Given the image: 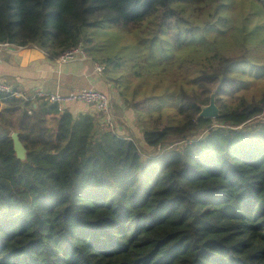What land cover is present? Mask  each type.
Masks as SVG:
<instances>
[{"label":"trees","instance_id":"trees-1","mask_svg":"<svg viewBox=\"0 0 264 264\" xmlns=\"http://www.w3.org/2000/svg\"><path fill=\"white\" fill-rule=\"evenodd\" d=\"M215 1L0 0V45L38 48L51 61L82 45L139 112L152 100L126 77L122 60H146L153 19L168 34L184 22L179 8ZM104 24L133 36L132 55L101 49L94 32ZM174 43L183 38L174 35ZM244 64L222 58L199 71L194 92L179 89L178 120L159 116L142 133L154 149L172 137L188 141L160 156L101 127L95 113L74 117L43 99L0 93V264H264V94L234 107L223 99L238 91ZM130 68L155 75L143 62ZM213 92L219 116L199 117ZM201 129L204 137L189 140ZM14 133L25 159L16 156Z\"/></svg>","mask_w":264,"mask_h":264},{"label":"rangeland","instance_id":"rangeland-1","mask_svg":"<svg viewBox=\"0 0 264 264\" xmlns=\"http://www.w3.org/2000/svg\"><path fill=\"white\" fill-rule=\"evenodd\" d=\"M179 9L182 10L181 18L184 22H175L168 34L165 32L163 35L159 34L157 22L153 19L146 30L147 41H144V44L150 45L151 42L153 44L151 51L145 52L146 60L139 56H126L132 55L135 50L126 47L134 43V38L128 34L129 32L108 24L102 25L94 32L98 45L105 53L112 55L119 52L124 58L127 57L122 60L124 67H128L125 71L126 77L133 82V86L137 85L152 100L147 103L148 106H139V112H136L121 95L119 96L120 92L113 86L111 90H104L112 100L113 132L135 140L145 156H160L187 144L186 140L179 141L172 137L163 146L154 149L145 145L142 133L159 116L163 118L164 124L173 125L178 120L179 89L184 87L188 92H194L196 88L193 80L202 68L217 67L222 58L244 57L249 64L238 67L236 74L238 91L233 97L225 96L223 99L230 107H234L242 100H251L264 94V5L253 4L249 0H218L200 8ZM174 35H180L184 43L176 45ZM244 41L247 43H243ZM203 44H209L211 49L206 52ZM151 54L154 56H150ZM140 62L151 68L155 75L151 77L139 68L136 69L138 74H134L130 67ZM109 69L112 71L114 68L111 66ZM170 82L173 86L166 92L165 89ZM157 84L158 87L151 89ZM213 93L216 105V92ZM261 120V117H256L248 126H253ZM213 125L216 127L220 124L213 121ZM206 134L205 129L195 130L189 140L204 137Z\"/></svg>","mask_w":264,"mask_h":264},{"label":"crops","instance_id":"crops-1","mask_svg":"<svg viewBox=\"0 0 264 264\" xmlns=\"http://www.w3.org/2000/svg\"><path fill=\"white\" fill-rule=\"evenodd\" d=\"M94 64L91 60L59 65L38 48L0 45V81L26 97L38 92L67 94L81 89L94 88L102 92L110 89L104 74L95 72ZM66 110L74 117L93 113L88 106L79 103L67 105Z\"/></svg>","mask_w":264,"mask_h":264},{"label":"built area","instance_id":"built-area-1","mask_svg":"<svg viewBox=\"0 0 264 264\" xmlns=\"http://www.w3.org/2000/svg\"><path fill=\"white\" fill-rule=\"evenodd\" d=\"M91 61V58L85 48L80 45L75 49L69 50L59 56L56 62L59 65H66L77 62ZM95 72L98 74H104L105 67L103 65L95 63ZM0 93L7 94L11 97L23 99L26 101H35L37 99H43L49 104L56 105L60 110H66V106L70 104H83L92 109L93 114H98L99 122L102 126H105L107 130L113 132L114 122L111 115L112 100L110 95L105 92L96 90L94 88L81 89L72 91L67 94L62 93H44L38 92L33 97H26L18 91H15L6 82L0 81Z\"/></svg>","mask_w":264,"mask_h":264},{"label":"water","instance_id":"water-1","mask_svg":"<svg viewBox=\"0 0 264 264\" xmlns=\"http://www.w3.org/2000/svg\"><path fill=\"white\" fill-rule=\"evenodd\" d=\"M215 93L212 94L210 104L208 106H205L202 108L201 113L199 114V117L205 118V119H216L219 116V110L217 106L215 105ZM12 140L14 144V151L16 153V156L19 159H25L26 157V150L20 141L19 135L17 133L12 134Z\"/></svg>","mask_w":264,"mask_h":264}]
</instances>
